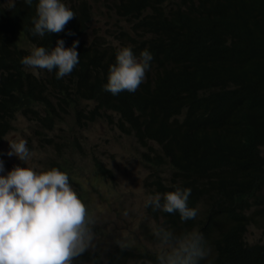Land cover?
Returning <instances> with one entry per match:
<instances>
[{"label":"trees","instance_id":"trees-1","mask_svg":"<svg viewBox=\"0 0 264 264\" xmlns=\"http://www.w3.org/2000/svg\"><path fill=\"white\" fill-rule=\"evenodd\" d=\"M163 1L116 2L118 13L132 22L130 28L118 21L119 32H111L117 41L98 34L85 42L94 13L89 0H63L75 16L61 32L43 37L29 31L37 0L31 5L15 0L12 9L0 0V139L16 115L32 118L42 129H54L72 108L79 125L116 116L119 127L128 129L147 148L142 154L146 164H165L172 170L168 178L159 173L151 176L154 194L174 190L172 186L180 180L181 187L191 188L189 206L205 202L194 219L183 222L177 213L153 211L150 206L149 214L180 233L201 225L196 231L203 234L209 249L205 264H264V239L251 242L245 237L251 224L264 229V40L250 36L256 32L257 16H264V0H199L195 14L191 13L195 8L177 11V16H166L170 21L159 18ZM147 7L151 15L144 12ZM153 27L164 37L156 35ZM57 37L64 39L65 46L79 40V63L72 74L58 79L55 69H37L34 75L20 63L33 46H54ZM123 45L131 46L137 55L147 48L153 59L134 92L113 95L102 85L109 65L115 62L116 49ZM237 53L242 65L226 69L224 60ZM81 69L88 73L83 75ZM55 146L62 150L60 143ZM68 164L69 157L63 156L54 158L47 168L65 171L73 182V168ZM94 165L100 176L114 178L101 160L95 159ZM76 193L87 211L85 195ZM107 247L85 250L81 261L127 264L142 258L154 264L157 253L119 243Z\"/></svg>","mask_w":264,"mask_h":264},{"label":"clouds","instance_id":"clouds-1","mask_svg":"<svg viewBox=\"0 0 264 264\" xmlns=\"http://www.w3.org/2000/svg\"><path fill=\"white\" fill-rule=\"evenodd\" d=\"M119 1L110 0L109 6L114 9L112 14L117 21L120 19L121 24L122 18H127L117 11L116 2ZM24 2L31 5L33 0H24ZM14 7L15 0H6L5 8ZM199 7V0H164L160 7L159 18L167 19L166 16L169 14L177 16V11L190 12L192 8L196 11L191 13L195 14ZM144 12L152 14L149 7ZM35 13L29 31L40 37L46 33L61 32L67 22L75 16L74 11L67 7L63 0H37ZM256 21L258 24L256 32H252L250 36L255 40L263 41L264 16L260 18L258 15ZM153 30L156 35L164 37L163 32H158L154 27ZM165 37L167 38L166 35ZM78 43V39H73L69 46H65L64 39L57 37L54 46L48 48L43 45L33 46L27 55L21 57L20 63L32 69L34 75L38 74L37 69H47L49 72L55 69V76L59 79L69 74L79 63ZM152 59L153 55L147 48L142 49L137 55L129 45L118 47L115 52V62L109 65L107 81L102 85L103 89L113 95L125 90L134 92L143 81ZM223 64L226 69L240 67L242 60L237 53L233 58L225 59ZM71 110L74 111L73 108ZM18 116L16 115L12 120L9 130L0 139V151L3 139L13 130V124ZM105 117L101 116L84 125L95 123ZM30 119L36 127L35 120ZM109 121L121 132L137 140L128 129L119 127L116 116ZM61 122L62 120L58 124ZM8 142L6 155H15L24 162L25 166L16 164L5 170L4 162L0 159V264H90L92 262L81 261L80 255L85 250L95 248L107 250V244L116 243L110 239L109 232L106 234L109 240L105 241L101 225L92 224L88 210L86 211L84 203L71 187L70 183L73 182H69V176L65 171L57 167L37 171L27 166V161L32 155L27 141L21 138ZM170 176L171 173L163 177ZM180 185L182 182L179 180L172 186L174 190L156 192L148 195L144 200L147 215L155 222L152 235L158 251L154 264H201L202 260L205 264L209 255L203 234L196 231L201 225L186 228L187 231L180 233L160 225L162 218L157 220L149 214L147 207L150 206L153 211L177 213L181 222L194 219L198 211L203 210L205 202H200L197 206L194 204L189 206L191 188ZM262 193L264 190L261 191ZM94 225H98L97 233L91 231ZM253 225L256 224L249 225L245 235L248 241H251L248 239V232ZM256 226L264 233L262 227ZM98 236L101 237V245L94 243V239ZM146 262L151 264L149 261Z\"/></svg>","mask_w":264,"mask_h":264},{"label":"rangeland","instance_id":"rangeland-1","mask_svg":"<svg viewBox=\"0 0 264 264\" xmlns=\"http://www.w3.org/2000/svg\"><path fill=\"white\" fill-rule=\"evenodd\" d=\"M89 1L94 13L90 28L83 40L89 42L98 34L115 40L111 32H119L120 24L112 14L114 9L108 6L110 0ZM121 23L125 29L130 28L131 22L127 19L122 18ZM114 117L106 116L95 123L79 126L75 121V111L69 109L57 127L42 129L35 127L31 119L19 115L15 119L13 130L2 141L0 159L4 162L5 170L16 164L25 166L24 162L15 155H6L9 148L8 140L14 141L21 138L27 141V146L32 153L27 166L37 171L46 169L54 158L69 157L68 167L73 168V183L70 185L75 192L85 195L92 224L101 225L104 240H109L106 236L109 232L110 239L116 243L157 252L158 246L152 235L155 222L147 215L144 200L148 195L154 194L153 190L156 189L151 176L157 171L161 175L169 176L171 171L167 166L154 167L142 161V154L146 148L134 137L126 135L112 124L109 118ZM56 143L61 144V151L56 150L54 146ZM262 151L264 152V147ZM95 159L101 160L112 169L113 179L100 176L94 165ZM141 161L143 164H140ZM147 178L148 181H146ZM76 182L79 183L76 184ZM91 231L97 233L98 230L91 228ZM248 239L261 241L264 239V233L259 227L253 225L249 229ZM94 243L101 245V237H96ZM127 264H147V262L140 258L132 259Z\"/></svg>","mask_w":264,"mask_h":264},{"label":"bare ground","instance_id":"bare-ground-1","mask_svg":"<svg viewBox=\"0 0 264 264\" xmlns=\"http://www.w3.org/2000/svg\"><path fill=\"white\" fill-rule=\"evenodd\" d=\"M126 5H127V4H126ZM108 6H109V5H108ZM111 10H112V9H111ZM120 11H121V10H120ZM125 11H126V9H125ZM111 17H113V16L111 15ZM111 17H109V18H111ZM87 19H88V18H87ZM130 19H131V17H130ZM167 19H169V18H167ZM111 20H112V19H111ZM118 21H120V20H118ZM118 21H117V23H118ZM163 21H165V19H164ZM89 23H90V22H89ZM92 24H93V23H92ZM114 24H115V23H114ZM121 24H122V23H121ZM101 26H102V25H101ZM116 26H117V25H116ZM134 26H135V25H134ZM119 27H120V26H119ZM119 27H118V28H119ZM88 28H89V27H88ZM114 28H117V27L114 26ZM98 29H99V28H98ZM107 29H108V28H107ZM100 30H101V28H100ZM115 30H116V29H115ZM93 31H94V30H93ZM109 31H110V29H109ZM112 31H113V30H112ZM89 32H90V31H89ZM97 32H98V30H97ZM106 32H107V31H106ZM115 32H116V31H115ZM128 36H129V35H128ZM87 37H88V36H87ZM87 37H86V39H87ZM115 37H116V36H115ZM117 37H118V36H117ZM126 37H127V36H126ZM82 38H83V37H82ZM88 38H90V37H88ZM98 38H99V37H98ZM94 39H95V38H94ZM104 39H105V38H104ZM106 39H107V38H106ZM67 40H68V39H67ZM98 40H99V39H97V41H98ZM102 40H103V38H102ZM128 40H129V39H128ZM222 40H223V39H222ZM227 40H228V39H227ZM93 41H94V40H93ZM100 41H101V40H99V42H100ZM220 41H221V40H220ZM220 41H219V42H220ZM225 41H226V40H225ZM85 42H86V41H85ZM95 42H96V41H95ZM223 42H224V41H222L221 43H223ZM82 44H83V43H82ZM82 44H81L80 46H82ZM94 44H95V43H94ZM96 44H97V43H96ZM69 45H70V44H69ZM131 45H132V44H131ZM80 46H79V48H80ZM92 46H93V45H92ZM82 47H84V46H82ZM98 47H99V46H98ZM101 47H102V46H101ZM111 47H112V46H111ZM113 47H114V46H113ZM89 48H90V47H89ZM90 49H91V48H90ZM101 49H102V48H101ZM115 49H116V48H115ZM115 49H114V50H115ZM95 51L98 52L99 50H95ZM96 54H97V53H96ZM89 56H90V55H89ZM95 56H96V55H95ZM88 60H89V59H88ZM85 63H86V62H85ZM88 64H89V63H88ZM86 66H87V65H85V67H86ZM81 67H82V66H81ZM85 67H84V68H85ZM82 69H83V68H82ZM82 69H81V71L84 72V70H82ZM87 69H88V67H87ZM87 69H86V70H87ZM82 72H81V73H82ZM73 73H74V72H73ZM85 73H88V71L84 72L83 75H85ZM70 74H72V73H70ZM78 74H79V73H78ZM74 75H77V74L74 73ZM74 75H73V76H74ZM91 75H92V74H91ZM71 76H72V75H71ZM80 76H81V75H80ZM94 76H95V75H94ZM74 77H77V76H74ZM96 77H97V76H96ZM79 78H80V77H78V79H79ZM82 78L84 79V76H82ZM82 78H81V79H82ZM91 78H92V77H91ZM97 78H98V77H97ZM87 79H88V78H87ZM79 80H80V79H79ZM79 80H78V81H79ZM89 80H90V79H89ZM96 80H97V79H96ZM96 80H94V81H96ZM75 81H76V80H75ZM79 82H80V81H79ZM82 82H83V81H82ZM82 82H80L81 85H82ZM96 82H98V81H96ZM99 83H100V82H99ZM233 84H234V83H233ZM77 85H78V84H77ZM153 85H154V84H153ZM79 87H80V84H79ZM76 89H77V88H76ZM97 91H98V90H97ZM79 94H80V92H79ZM94 94H95V93H94ZM94 94H93V95H94ZM96 94H97V93H96ZM100 94H101V93H100ZM103 94H104V93H103ZM103 94H102V95H103ZM80 95H81V94H80ZM93 95H92V96H93ZM104 95H105V94H104ZM132 95H133V94H132ZM81 96H83V94H82ZM89 96H91V95H89ZM80 98H81V97H80ZM91 98H92V100H93V97H91ZM95 98H96V96H95ZM99 98H101V96H100ZM77 99H78V98H77ZM89 99H90V98H89ZM101 99H103V98H101ZM90 100H91V99H90ZM98 100H99V99H98ZM135 100H136V99H135ZM82 101H83V100H82ZM93 101H94V100H93ZM129 101H130V100H129ZM78 102H79V99H78ZM85 102H87V101H85ZM97 102H98V101H97ZM99 102L102 103L101 100H100ZM82 103H83V102H82ZM94 103H95V102H94ZM100 103H99V104H100ZM132 103H134V102L132 101ZM90 104H91V102H90ZM90 104H89V105H90ZM92 104H93V102H92ZM83 105H84V103H83ZM104 105H105V104H104ZM109 105H110V104H109ZM90 106H91V105H90ZM107 106H108V104H107ZM111 106H113V105H111ZM115 106H116V105H115ZM123 106H125V105H123ZM123 106H122V107H123ZM99 107H101V104L99 105ZM102 107H103V106H102ZM109 107H110V106H109ZM89 108H90V107H89ZM95 108H96V107H95ZM83 109H84V107H83ZM99 109H100V108H99ZM101 109H102V108H101ZM101 109H100V110H101ZM112 109H114V108H112ZM121 109H123V111H124L125 108H121ZM97 110H98V109H97ZM106 110H107V109H106ZM116 110H117V109H116ZM85 111H86V110H85ZM95 111H96V110H95ZM95 111H94V112H95ZM111 111H112V110H111ZM86 112H87V111H86ZM97 112H98V111H96V113H97ZM100 112H101V111H100ZM106 112H108V111H106ZM109 112H110V109H109ZM120 112H121V111H120ZM104 113H105V112H104ZM114 113H115V112H114ZM116 113H117V112H116ZM103 115H104V114H103ZM126 115H127V114H126ZM126 115H125V116H126ZM122 117H123V115H122ZM121 119H122V118H121ZM15 121H16V120H15ZM124 121H126V120L124 119ZM127 122H128V121H127ZM16 123H17V122H16ZM128 123H131V122H128ZM0 126H1V125H0ZM129 128H130V127H129ZM130 130H131V129H130ZM150 140H152V138H151ZM151 148H152V147H151ZM34 155H35V154H34ZM40 155H41V154H40ZM38 156H39V155H38ZM140 156H141V155H140ZM159 156H160V155H159ZM142 157H143V156H142ZM39 158H40V157H39ZM43 158H45V156H44ZM138 158H139V157H138ZM155 158H156V157H155ZM37 159H38V158H37ZM140 159H141V157H140ZM40 160H41V158H40ZM161 160H162V159H161ZM43 161H44V160H43ZM45 161H46V160H45ZM142 161H143V160H142ZM142 161H141V162H142ZM167 161H168V160H167ZM163 162H164V161H163ZM145 163H146V161H145ZM35 164H36V163H35ZM140 164H143V162L140 163ZM167 164H170V165H171L170 162L167 163ZM145 165H146V164H145ZM162 165H163V167H164L165 164H162ZM190 165H191V164H190ZM172 166H173V165H172ZM154 167H155V166H154ZM154 167H153V169H152L153 171H154ZM163 167H162V168H163ZM162 168H161V169H162ZM166 169H167V168H166ZM166 169H163V170H166ZM163 170H162V172H163ZM149 171H150V170H149ZM169 171H172V170H169ZM169 171H168V172H169ZM157 172H158V171H157ZM157 172H156V173H157ZM165 172H166V171H165ZM165 172H164V173H165ZM154 173H155V172H154ZM162 174H163V173H162ZM151 175H152V174H151ZM169 175H170V173H169ZM154 176H155V175H154ZM163 176H165V175H163ZM161 178H162V177H161ZM151 179H152V177H151ZM151 184H152V183H151Z\"/></svg>","mask_w":264,"mask_h":264}]
</instances>
